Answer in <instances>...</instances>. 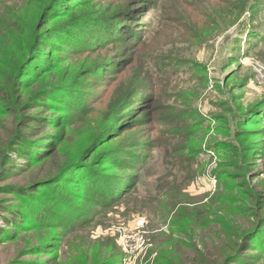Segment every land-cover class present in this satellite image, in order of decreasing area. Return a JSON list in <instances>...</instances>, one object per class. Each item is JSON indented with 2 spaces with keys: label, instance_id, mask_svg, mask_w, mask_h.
<instances>
[{
  "label": "rangeland",
  "instance_id": "374dc122",
  "mask_svg": "<svg viewBox=\"0 0 264 264\" xmlns=\"http://www.w3.org/2000/svg\"><path fill=\"white\" fill-rule=\"evenodd\" d=\"M21 1L0 0V64L6 51L21 52L22 42L3 27ZM93 2L92 14L106 7ZM145 22V43L135 50L111 39L102 47L75 28L77 44L57 51L79 78L72 103L60 107L57 146L44 162L0 184L47 178L65 167L69 180L43 189L45 204L61 206L55 212L63 219L51 220L49 208L35 210L40 225L0 239V264L47 258L53 264H221L223 240L233 237L223 227L224 233L218 224L204 232L196 220L198 229L187 237L173 225L205 204L219 216L241 208L228 218L229 234H258L264 215V0H158ZM1 120L0 152L11 124L10 117ZM98 160L112 163L98 169ZM17 162L26 164L20 157ZM7 196L0 192L1 226ZM226 197L233 203L225 209ZM50 229L57 234L51 252L33 253L30 246ZM249 241L238 264H264V246Z\"/></svg>",
  "mask_w": 264,
  "mask_h": 264
},
{
  "label": "trees",
  "instance_id": "16d2710c",
  "mask_svg": "<svg viewBox=\"0 0 264 264\" xmlns=\"http://www.w3.org/2000/svg\"><path fill=\"white\" fill-rule=\"evenodd\" d=\"M91 1L95 4H106V7L104 10L98 9L97 15L92 14L90 12ZM117 1L22 0L16 10L9 13L6 22L3 23L4 32L7 35L12 34L16 37L15 40L22 42V45L21 52L18 51L16 54L12 52L13 49L6 51L0 64V118L10 117L11 119V124L7 127L9 135L0 152V180L3 177L17 176L23 170L44 162L57 146L64 125L62 121L64 112L60 107L72 103L73 87L75 81H79L78 75H71L70 70L62 65V62H67L69 58L59 56L57 51L60 47L77 44L79 33L74 31L75 28L86 31L91 35V39H100L99 44L111 39L115 43H122L126 48L135 50L145 43L144 23L158 0H123L124 2L120 4ZM125 21L128 22L124 24ZM94 31H98L99 34L94 35ZM81 42H87V39ZM78 46L72 47L77 48ZM63 58L66 61H63ZM100 63L101 61L96 62L97 66ZM133 121L132 127H135L136 121ZM45 143L48 145L44 147ZM11 152L17 153V158L25 160L26 164L17 162V158L13 157ZM134 152L135 147L129 150L130 154L127 156L130 157ZM107 156L106 153L100 155L103 158ZM109 157L113 161L117 159V156ZM107 163L112 162L98 160V169L109 167ZM65 170L66 168L62 167L59 173L43 179L0 184V192L11 194L3 198L8 203L3 206L7 214L4 216V226L0 225V239L15 238L19 231L34 228L32 224L40 225L41 217L39 218L34 213L35 210L45 211L49 208L51 220L63 219V214L59 212L56 214L57 209L62 208L61 206L50 208L48 204H45L43 189H52L56 183L63 180L68 181L69 179L63 174ZM100 173L103 174V172ZM93 178H97L96 173ZM70 181L74 183V180ZM127 191V186H125L119 193L125 195ZM243 194L247 196V199H253L251 194H245V190ZM227 198L229 197H226L224 202H220V206L225 209L226 204L233 203L232 197L229 200ZM201 208L198 215H193L190 219H187L188 215L182 214L180 222H174L173 225L177 227L178 232L185 233L187 237L192 235L193 230L198 229L194 226L196 220L201 223L204 232L211 229L213 224H218L220 231L223 227L228 238L232 236L234 238L223 240L221 264H238L243 257V247L249 245V240L252 238L254 246L258 245V249L264 246V215L259 219L262 225L257 230L258 234L262 235L259 236L256 230L248 232L242 230L244 232L240 233L238 229H236V235H232L228 233L226 227H231L229 220L231 213L237 212L238 208H233L231 212L228 210L221 216L206 204L205 208ZM53 231L48 230L37 244L30 246V249L34 250L33 253L49 254L51 252L55 246L53 240L57 236ZM237 235L242 237L239 238ZM197 250L201 257L207 260L202 250ZM12 264L26 263L16 260ZM30 264H53V260L47 258L43 262V260L36 259ZM169 264H173V261Z\"/></svg>",
  "mask_w": 264,
  "mask_h": 264
}]
</instances>
